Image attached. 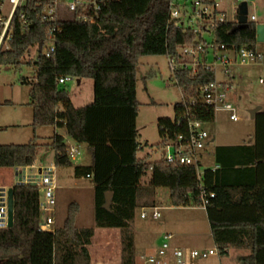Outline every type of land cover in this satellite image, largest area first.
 Here are the masks:
<instances>
[{
  "label": "trees",
  "instance_id": "obj_1",
  "mask_svg": "<svg viewBox=\"0 0 264 264\" xmlns=\"http://www.w3.org/2000/svg\"><path fill=\"white\" fill-rule=\"evenodd\" d=\"M189 1V0H188ZM172 0H108L95 24L61 23L55 52L47 57L48 26L31 10L33 23L23 31L17 21L12 49L0 54V64L14 68L32 48L38 51L36 82L31 86L33 126L66 128L77 144H85L92 157L90 166H77L74 176L90 179L94 187V225L122 231V264H136L131 223L140 207H155L158 188L170 191L171 204L201 207V195L209 198L206 212L219 256L230 250L250 251L238 264H264V111L256 114V135L251 145L218 146V168L199 175L195 165H167L162 160L139 158L143 149L137 128L139 101L137 68L141 56H167L180 60L179 49L198 44L203 35L170 23ZM29 7H33V0ZM237 22L207 29L219 45L256 50L257 23L235 30ZM63 77L94 82V102L76 108ZM173 78L183 102L175 105V119L157 122L160 146L189 133L190 123L204 126L216 120L214 107L206 105L200 89L216 80V74L200 69L178 68ZM25 83V81H23ZM51 147L57 168L72 167L66 139L56 134ZM40 138L22 145H0V168L34 165ZM149 173V181H142ZM228 175V176H226ZM228 177V182L225 181ZM15 225L0 229V264H90L86 246L94 229L78 230L79 205L71 203L64 225L53 232L39 228V191L14 186ZM112 193L110 201L107 194Z\"/></svg>",
  "mask_w": 264,
  "mask_h": 264
},
{
  "label": "rangeland",
  "instance_id": "obj_2",
  "mask_svg": "<svg viewBox=\"0 0 264 264\" xmlns=\"http://www.w3.org/2000/svg\"><path fill=\"white\" fill-rule=\"evenodd\" d=\"M248 2L249 16H255L257 24H264V0H243ZM241 1V2H243ZM185 0L180 1V6ZM237 0H218L220 10L226 12L229 18L238 12L240 3ZM190 7V5H189ZM206 41H212L213 36L203 34ZM256 53L264 56V43H258ZM45 53V51H44ZM38 51L32 48L19 68L7 64H0V145H22L29 143L34 137L40 138V149L36 161L37 166H54L55 152L51 147L52 138L56 134L62 135L69 147L77 148L80 155L72 167L56 169V176L63 188L57 193L58 213L55 224H63L71 203L79 206L76 225L86 227L94 222V192L91 189L94 183L86 178L78 179L74 176L77 166H90L92 157L85 144H77L70 138L66 128L53 126L34 127L33 108L30 106L29 92L36 82L37 70L35 62ZM231 75L225 77L218 73L219 82L229 79V100L235 107L239 120H231V112L217 111L216 120L204 128L209 133L213 143L201 152L198 172L202 175L215 164L214 149L221 145L247 144L255 138L256 120L251 111L263 107L264 86L260 83L264 79V61L252 62L249 65H236L231 68ZM25 81V83L23 82ZM72 103L76 108L91 105L94 102V82L83 79L80 84L72 79L64 85ZM137 96L139 113L137 128L143 149L138 156L148 162L159 161L164 157V146H160L161 138L157 128L160 118L175 119V105L183 102L181 89L173 78V71L167 56H141L137 68ZM149 175L143 179L144 185L149 181ZM156 202L160 218H152L154 209L140 207L136 212L138 246L143 248L147 256L159 257L156 249L161 236L172 234L174 241L193 249L195 247H213L211 227L207 213L203 209L188 210L169 209L171 206L170 191L167 188H158ZM175 209V208H174ZM147 215L146 219L141 214ZM55 221V220H54ZM250 251L245 249H231L229 256L219 258L213 256L206 261L195 259L194 264H238L241 256H247ZM173 264V263H172Z\"/></svg>",
  "mask_w": 264,
  "mask_h": 264
},
{
  "label": "built area",
  "instance_id": "obj_3",
  "mask_svg": "<svg viewBox=\"0 0 264 264\" xmlns=\"http://www.w3.org/2000/svg\"><path fill=\"white\" fill-rule=\"evenodd\" d=\"M32 0H0V54L10 51L15 39V26L18 21L23 31L30 29L33 18L31 10L37 13V19L48 26L47 37L49 39L44 51L50 57L56 48L55 40L61 32V23L77 22L83 24L97 23L101 6L108 0H33V7H29ZM115 1V0H114ZM181 0H172L170 11V23L177 28H186L197 34H209L207 29L214 28L218 24L226 22L238 23V12L230 18L226 12L220 10L218 0H185L180 6ZM184 1V0H183ZM239 2L243 0H237ZM190 5V7H189ZM256 22V17L249 16V22ZM180 60L169 58L172 71L178 68L190 70L194 75L200 69L216 74V80L200 89L202 101L214 107L215 111L231 112V120L237 121L239 117L235 113V107L229 100V79L219 82L218 73L225 77L231 75V68L236 65H249L252 62L264 61V56L255 50L242 48L240 50L227 48L212 41H203L198 44L184 45L179 49ZM70 77L59 80L61 85L71 81ZM264 86V79L260 80ZM212 139L204 125L200 122L190 123L189 133L164 145V157L161 159L167 165H195L201 166L199 157L210 144ZM67 154L72 162H76L81 154L77 148L69 147ZM54 166L44 167L36 164L26 167L13 168L15 181L13 185L0 184V229L9 228V190L14 186L32 187L39 191V209L41 219L39 228L42 231H54L55 224L52 213L57 200V176ZM200 175V174H199ZM215 194L201 195V207L206 208L209 198ZM157 208L154 209L152 218H160ZM147 217L145 213L141 216ZM173 236L166 234L163 237L162 246L159 249V257H149L148 264H168L166 257L170 249ZM213 256H219L217 248L205 249H178L174 253L176 264H194L195 259L206 261Z\"/></svg>",
  "mask_w": 264,
  "mask_h": 264
},
{
  "label": "crops",
  "instance_id": "obj_4",
  "mask_svg": "<svg viewBox=\"0 0 264 264\" xmlns=\"http://www.w3.org/2000/svg\"><path fill=\"white\" fill-rule=\"evenodd\" d=\"M253 142H254V139L251 140L250 142H248L247 144L221 145V146L251 145ZM212 143H213V140H212ZM215 149H216V147H215ZM215 149H214L215 164L211 168L213 170L218 168V163H217L216 157H215ZM55 168L58 169L56 166H55ZM226 176H228V175H226ZM226 176H225V181L228 182V177H226ZM14 181H15V174H14L13 168H0V184L10 186V185H13ZM57 184H58V190H57V193H58L63 188V186H61L59 184L58 180H57ZM94 187H95V185L91 189L94 190ZM156 196H157V193H156ZM151 208H153V209L157 208L158 210L160 209L157 205L156 198H155V207H151ZM172 208H173V210H179V211H181L182 209L195 210V209L200 208V209H203L206 211L205 208L199 207V206H193V207H183V206L177 207L174 205L169 206V209H172ZM57 213H58V202L56 200V205H55L54 211L51 214L52 217L54 218L55 222H58L57 221ZM142 214H141V216H142ZM146 218H144V219H146ZM135 219H136V217H135ZM134 221L131 223V228H132V231L134 233L136 264H148L147 260L149 257H152V255H150L148 257L145 250H143V248L139 249L138 232L136 229L137 224ZM63 225H64V223L62 225L59 223L54 224L53 230H55L56 228H61V227H63ZM77 229L78 230L94 229V235L91 238V243L86 246V249L88 250L89 257H90V264H122L123 242H122V231H121V229H118V228H97V227H95L94 222H89L88 224H86V227H83V226L78 227L77 226ZM211 236H212V232H211ZM163 237L164 236H161L159 238L158 244L155 247L156 249L161 248L162 242H163ZM213 243H214V240H213ZM205 248H217V247L215 246V243H214L213 247L201 246V247H195L193 249H205ZM178 249H191V248L187 247L185 244H182L179 240L174 241V236H173V238L170 242V249H169L168 255L166 257V261L168 262V264H172V263L176 264L174 253ZM218 257L221 258L220 256H218ZM218 264H223V263L218 262Z\"/></svg>",
  "mask_w": 264,
  "mask_h": 264
},
{
  "label": "water",
  "instance_id": "obj_5",
  "mask_svg": "<svg viewBox=\"0 0 264 264\" xmlns=\"http://www.w3.org/2000/svg\"><path fill=\"white\" fill-rule=\"evenodd\" d=\"M249 24V6L247 1L240 3L238 8V24L235 30H240L244 27H247ZM257 42L264 43V24L257 25ZM81 82L78 81V84ZM263 111V107H257L251 111L252 118H255L256 114ZM112 193L107 194L108 201H110ZM9 228H13L15 225V201H14V189L10 188L9 190Z\"/></svg>",
  "mask_w": 264,
  "mask_h": 264
}]
</instances>
